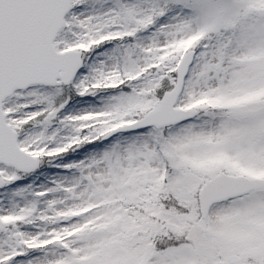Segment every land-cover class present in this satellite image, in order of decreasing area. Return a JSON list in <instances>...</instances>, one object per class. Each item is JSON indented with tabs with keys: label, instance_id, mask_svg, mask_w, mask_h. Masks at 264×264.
Listing matches in <instances>:
<instances>
[{
	"label": "snow or ice",
	"instance_id": "obj_1",
	"mask_svg": "<svg viewBox=\"0 0 264 264\" xmlns=\"http://www.w3.org/2000/svg\"><path fill=\"white\" fill-rule=\"evenodd\" d=\"M0 264H264V0H0Z\"/></svg>",
	"mask_w": 264,
	"mask_h": 264
}]
</instances>
